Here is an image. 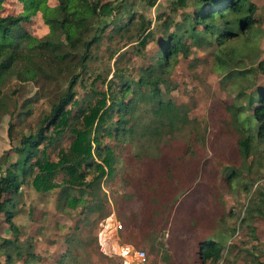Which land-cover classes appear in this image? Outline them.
Here are the masks:
<instances>
[{
  "label": "rangeland",
  "instance_id": "374dc122",
  "mask_svg": "<svg viewBox=\"0 0 264 264\" xmlns=\"http://www.w3.org/2000/svg\"><path fill=\"white\" fill-rule=\"evenodd\" d=\"M172 1H127L123 30L106 31L93 46L90 60L77 71L76 96L67 108L69 126L59 135L46 131L33 161L44 154L57 162L67 153L79 108L93 105L101 93L106 94L107 105L111 92L116 102L127 105L143 91L144 86L136 89L139 73L153 63L166 20L178 22L182 13L190 11ZM252 1L258 10L251 34L243 32L235 39L201 47L187 39L178 51L161 98L184 107L180 120L171 125L166 115L151 114L145 96L136 102L135 119L126 118L136 126L134 135H115V129L108 133L109 123L94 129L93 156L98 149L104 153L109 148L113 172L92 195L86 187L72 193L80 197L78 190L85 191L88 204L70 210L63 198L58 202L63 173L56 176L60 188L47 193L33 188L36 168L20 178L15 228L0 216V261L10 256L14 264H124L123 257L105 256L97 246L98 236L115 234L124 245L144 252L150 264H264V147L256 141L248 158H242L237 141L245 134L247 120L243 124L242 119L250 110L241 107L233 115L232 109L243 104L240 91L264 88V73L255 69L264 62V0ZM47 3L58 4L57 0ZM2 6L3 17L30 12L29 3L21 0H6ZM146 20L151 25L139 36ZM22 25L35 38L48 34L40 13H33ZM142 37L145 41L140 43ZM235 70L245 73L230 76ZM70 75L52 72L36 81L8 79L0 96V161L6 152L10 162L15 161L12 149L22 135L36 131L67 88ZM125 81L129 85L122 87ZM27 108L31 114L19 117ZM117 111L112 122L118 119ZM143 122L149 125L142 130ZM84 170L91 181L95 173ZM229 170L236 173L230 180ZM209 239L221 249L217 262L200 258L199 247Z\"/></svg>",
  "mask_w": 264,
  "mask_h": 264
},
{
  "label": "trees",
  "instance_id": "16d2710c",
  "mask_svg": "<svg viewBox=\"0 0 264 264\" xmlns=\"http://www.w3.org/2000/svg\"><path fill=\"white\" fill-rule=\"evenodd\" d=\"M4 1L6 0H0V96L4 85L12 77L24 82L43 79L52 72L71 73L67 88L56 97L49 112L40 119L36 131L22 135L19 145L12 149L16 153L15 161L10 162L9 152L0 161V216L4 217L11 229L15 228L13 218L17 214L15 201L16 196L20 195V178L32 175L35 168L37 172L32 185L37 193L60 188L56 176L63 173L64 185L58 202L61 203L63 198L65 208L70 210L88 204L83 196L85 191L78 190L80 197L72 196V193L77 188L86 187L88 195H92L113 172L112 151L109 148L104 153L98 149L96 156H93L92 146L96 141L92 137L94 129L104 128L109 123L106 128L108 133L115 129V135H134L136 126H132L126 118L130 115V120L135 119L133 110L136 102L145 96L148 97L151 114L166 115L171 125L180 120L181 114L186 112L184 107L173 101H164L161 97L162 86L168 83L170 65L185 41H196L201 47L221 44L225 40L235 39L243 32L251 34L257 24L258 10L252 0H173L175 6L183 10L190 8V11L182 13L178 22L166 20L164 35L153 57V63L139 73L136 89L144 86L143 91L127 105L121 101L116 102V96L111 92L109 105L106 94L101 93L93 105L85 109L79 108L75 124L80 128L75 126L71 129L73 139L70 149L67 153H62L57 162H52L44 154L36 161L33 159L46 140V131L52 130L59 135L69 126L71 113L67 108L74 103L76 96L74 86L79 80L77 71L84 68L90 60L93 46L106 31L114 27L117 32L123 30L126 24L121 26V21L128 13L123 12L128 0H57L58 4L53 7L48 5L47 0H21L29 3V13L3 17L1 12ZM33 13H40L42 22L48 27V34L42 38L31 36L22 25L30 20ZM130 20H133V15ZM146 22L142 25L139 36L149 29L150 21ZM143 40L145 38L140 43ZM255 69L264 73V62H258ZM244 73L245 71L235 70L229 75L240 76ZM128 85L129 82L125 81L122 87ZM120 92L124 93V89ZM239 96L243 98V104L232 107L233 115L240 112L241 107L250 110V114L242 119V122L247 120L246 124L243 122L245 134L242 133L237 141L239 154L247 159L252 143L257 141L264 147V88L258 87L249 93L240 91ZM115 109H118V119L112 122ZM21 114L28 116L31 111L27 108L26 112H20L18 116L21 117ZM151 119L152 117L148 120L149 123ZM148 125L143 122L142 130ZM84 168L92 169L95 173L91 181L86 180L87 172ZM228 177L230 180L236 177V173L229 170ZM63 192L65 195H62ZM91 207L94 208L95 205L92 204ZM199 249L202 261L217 262L222 256L221 249L211 239L201 243ZM0 264L14 262L8 256Z\"/></svg>",
  "mask_w": 264,
  "mask_h": 264
},
{
  "label": "built area",
  "instance_id": "2783aa9c",
  "mask_svg": "<svg viewBox=\"0 0 264 264\" xmlns=\"http://www.w3.org/2000/svg\"><path fill=\"white\" fill-rule=\"evenodd\" d=\"M111 235V234H110ZM115 235V234H114ZM109 236L101 239L97 237V246L105 256H120L124 258V264H150L144 252L135 250L131 246L124 245L115 236Z\"/></svg>",
  "mask_w": 264,
  "mask_h": 264
}]
</instances>
